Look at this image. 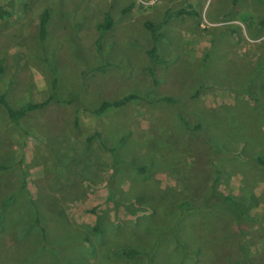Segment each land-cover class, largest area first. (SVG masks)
Segmentation results:
<instances>
[{
	"label": "rangeland",
	"instance_id": "rangeland-1",
	"mask_svg": "<svg viewBox=\"0 0 264 264\" xmlns=\"http://www.w3.org/2000/svg\"><path fill=\"white\" fill-rule=\"evenodd\" d=\"M0 7V93L16 108L43 101L55 78L58 98L17 124L0 106V264H237L242 234L244 264H264V0ZM146 21L160 25L162 63L146 55ZM217 176L242 220L216 209ZM203 199L213 205L178 210Z\"/></svg>",
	"mask_w": 264,
	"mask_h": 264
},
{
	"label": "trees",
	"instance_id": "trees-1",
	"mask_svg": "<svg viewBox=\"0 0 264 264\" xmlns=\"http://www.w3.org/2000/svg\"><path fill=\"white\" fill-rule=\"evenodd\" d=\"M183 14H188V11L185 8H180V9H177L173 12H171V11L167 12L166 16H164L162 23L166 22L171 17H179V16H182ZM8 15H9V12L7 10H5L4 8L0 7V18H5ZM47 16H48L47 12H44L40 18V33H41V35L43 34L44 29H45ZM144 25L149 30L150 34L152 35V45L146 50V55L148 56L149 62H150V64L162 63V60L159 58L158 46H157L158 41L160 40V34H156V31L158 30L160 25L155 24L151 21H146L144 23ZM111 26H112V20L109 16L104 18L103 21L97 23L96 29L98 31V37L96 38V47H97L96 50L99 54L101 53L100 39L103 38V36L111 28ZM100 68H103V67L100 66ZM54 69L55 68H53V70ZM149 71L153 75V70L151 67H149ZM56 85H57V82H56V79L54 78L51 81L52 93H50V95L48 96L47 99H45L43 101H39V102L28 101L25 104H23L22 106L17 107V108L13 107L9 103L5 93H0V106H2L5 109L7 116H8V119L12 123L17 124L19 122V120L21 118H23L28 112L35 111V110L42 108L44 105H46L52 99L58 100V98H56L57 94L55 93L56 92L55 91ZM137 98H138L137 94L128 93V94H126V95H124L118 99H115V100H104L100 103V105L96 109L93 110V112L95 114H101V113L105 112L107 109L123 106L127 102L134 100V99H137ZM162 99H164L168 102H173V99L171 97H163ZM96 135H97V132H96ZM89 139H92V138H89ZM108 150L113 154L115 148L109 147ZM217 184H218V176L215 178L213 184L211 185V189L213 190V200L215 201L216 209L224 210V208H226V210L228 212L235 215L236 221L242 220V218L245 215V211H244L245 208L241 205V203L238 199L233 198L232 196H229V195L224 194L223 192L219 191ZM41 201L44 202L43 200H41ZM211 205H213V202L211 204L207 205V204H205V199H203L199 202H196V203L185 200V201L180 202L177 205V207L181 213H184V212L196 209L198 207L207 208V207H210ZM92 210L95 211V209H92ZM238 247L242 253V258H241V260H239L237 262V264L248 263V261H249L248 247H247V244L244 242L243 234H242V236H240V238L238 240ZM136 253L137 252H135L133 250L127 251V255H134Z\"/></svg>",
	"mask_w": 264,
	"mask_h": 264
}]
</instances>
